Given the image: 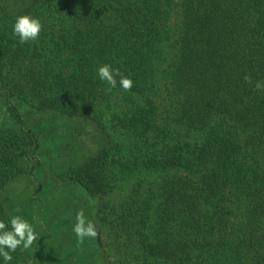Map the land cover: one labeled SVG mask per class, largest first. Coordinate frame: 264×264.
<instances>
[{
  "label": "trees",
  "instance_id": "16d2710c",
  "mask_svg": "<svg viewBox=\"0 0 264 264\" xmlns=\"http://www.w3.org/2000/svg\"><path fill=\"white\" fill-rule=\"evenodd\" d=\"M1 2L0 112L11 123L0 124V218L14 214L5 190L27 171L44 226L14 264H51L44 212L52 228L72 218L75 199L63 218L45 192L53 179L35 178L58 119L98 130L101 148L58 179L101 201L99 235L109 227L126 259L110 264H264V0H32L14 15ZM25 14L44 28L19 45L12 25ZM104 63L133 88L109 92L96 76ZM126 180L128 198L110 207ZM83 245L104 254L98 237Z\"/></svg>",
  "mask_w": 264,
  "mask_h": 264
},
{
  "label": "rangeland",
  "instance_id": "374dc122",
  "mask_svg": "<svg viewBox=\"0 0 264 264\" xmlns=\"http://www.w3.org/2000/svg\"><path fill=\"white\" fill-rule=\"evenodd\" d=\"M0 1H2V4L6 5L7 9L9 10L8 14L14 15L20 11H23L32 0ZM112 102L116 110L122 111L124 102L121 101L120 98ZM29 119L30 118H26V120L29 121L32 126L37 125V119ZM8 122L11 123V121L8 120V115L4 112L2 113L1 111L0 124L4 125ZM57 122H59L58 126L51 124L50 129L54 127V130L49 133V137L51 139L49 138L50 141L46 143L47 145H51V147L54 149H47L46 146H44L43 150L39 153L42 164L38 166V169L35 173V178L38 181H41V179L44 178L57 180L59 178L58 175H67L71 169L76 168L79 163H82L83 159H86V156L88 157L89 155L96 153L101 148V140L99 139L100 136L96 126L93 124L88 123L85 126H81L80 124L78 126L75 123L73 125L69 123L63 124L61 119H58ZM48 132L46 134H48ZM33 179L34 178H32L31 174L26 171L18 178L13 180L5 190V197L7 201L12 205H15L13 213L28 219H31L32 217H38L35 215H37V212L41 207L40 204L38 205L30 203V197H33L34 191L37 190L39 186V183ZM53 180H47L48 184L45 189H49V191L47 190L45 192L48 193L47 196L49 205H53L54 208H57V214H60L64 218L62 207L68 204L69 201H72V198L75 199V202H70L67 205L70 207L68 208V211L70 212L72 218L69 217V220L67 221L64 218V224L62 228H57V226L52 228L50 220L53 222L56 221L57 216L54 212L50 213L48 210L44 212L43 222L46 224L48 221V225L51 227L49 229L47 228L46 231L50 235H55L53 238L54 240L55 238L57 239L53 242L51 241L52 243L47 245L45 259L47 258L48 261L50 258L49 263L51 264H80L83 259L85 260L84 264H110V262H116L120 259L121 263H126V259L123 258V253L120 254L118 251V242L116 241V236L110 235L108 231L110 229L107 226L105 228L99 227L101 230V235H98L99 244L101 247H104V254L99 255L94 251H89L86 253V256L84 255L81 249L85 245L82 244L77 246L76 237L72 231L73 225L75 224V215L79 210L83 209L85 211L86 217L96 222L94 218L97 214V211H99L101 201L90 200L87 197H80L79 199L77 194L75 197L71 196V193L73 194V192L70 191L71 189H68L69 191L61 190L69 188V184L59 179V183L56 184V182H53ZM133 181L134 180H126L118 183L117 190H115V192L107 198V202H109L110 207L116 208L121 206V204L128 198L130 194ZM53 214L55 215L53 216ZM65 216L68 217L69 215L66 214ZM103 217L104 216L101 218ZM71 220L72 224L70 222ZM108 220H113V217H108ZM42 227H44L43 224L39 223L37 231L40 233V235H42ZM56 234L58 236L65 234L69 243L67 244L64 242V239L61 236L58 239ZM71 252H73L72 257L70 256ZM44 264L48 263L45 261Z\"/></svg>",
  "mask_w": 264,
  "mask_h": 264
},
{
  "label": "clouds",
  "instance_id": "9594fccd",
  "mask_svg": "<svg viewBox=\"0 0 264 264\" xmlns=\"http://www.w3.org/2000/svg\"><path fill=\"white\" fill-rule=\"evenodd\" d=\"M42 20L30 14L19 15L12 25V35L17 38L19 45H25L36 41L43 31ZM96 76L102 83L106 84L111 92L114 89H121L125 92L133 88L134 81L130 75H125L119 67L110 63H104L97 67ZM246 82H251V77L245 76ZM256 88L264 90V83L257 82ZM39 217L25 218L12 214L0 218V264H14V253L19 249L20 253L29 251L39 241L42 235L37 231ZM72 231L75 234L77 246L84 244L86 239L98 237L97 224L86 217L83 209L75 215V224ZM27 264H31L30 261Z\"/></svg>",
  "mask_w": 264,
  "mask_h": 264
}]
</instances>
